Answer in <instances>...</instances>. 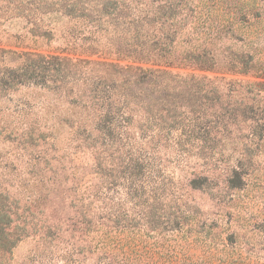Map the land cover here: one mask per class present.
Wrapping results in <instances>:
<instances>
[{
    "label": "rangeland",
    "instance_id": "rangeland-1",
    "mask_svg": "<svg viewBox=\"0 0 264 264\" xmlns=\"http://www.w3.org/2000/svg\"><path fill=\"white\" fill-rule=\"evenodd\" d=\"M207 3L214 19H264V0ZM31 27L0 1V75L19 63L2 50L59 55L65 46L62 23L51 37L17 40ZM243 47L220 45L217 59ZM169 70L208 77L222 95L194 108L180 100L162 128L133 127L129 141L102 145L75 135L83 104L58 83L0 84V191L34 227L9 264H264V74ZM189 111L195 141L169 129L187 125Z\"/></svg>",
    "mask_w": 264,
    "mask_h": 264
},
{
    "label": "trees",
    "instance_id": "trees-1",
    "mask_svg": "<svg viewBox=\"0 0 264 264\" xmlns=\"http://www.w3.org/2000/svg\"><path fill=\"white\" fill-rule=\"evenodd\" d=\"M0 1L12 18L32 26L17 40L27 37L35 42L36 38L51 37L56 33L54 26L61 23L65 28L57 32L66 35L59 55L2 50L6 57L16 56L19 63L4 67L0 84L58 83L57 88L82 102L83 132L74 133L84 134L82 140L92 144L129 141L128 132L133 127L155 130L166 125L162 114L185 106L180 100L186 99L194 108L190 101L222 95L208 77L169 69L255 77L264 74L260 48L264 31L251 30L253 26L264 30V19L254 25L245 18L214 19L205 14L207 0ZM235 40L244 44L243 50L219 61L217 47ZM92 57L101 61L90 60ZM234 84L242 87V82ZM193 112L188 113L187 125L175 121L169 127L181 131L179 139H197ZM8 199L0 191V264H9L15 246L34 228L26 219L16 220Z\"/></svg>",
    "mask_w": 264,
    "mask_h": 264
}]
</instances>
